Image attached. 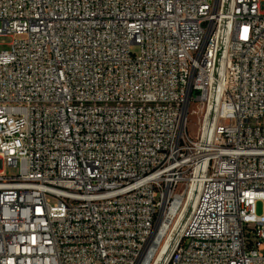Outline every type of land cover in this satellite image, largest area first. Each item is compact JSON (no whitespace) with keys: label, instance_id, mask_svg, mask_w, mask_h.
Returning a JSON list of instances; mask_svg holds the SVG:
<instances>
[{"label":"built area","instance_id":"2783aa9c","mask_svg":"<svg viewBox=\"0 0 264 264\" xmlns=\"http://www.w3.org/2000/svg\"><path fill=\"white\" fill-rule=\"evenodd\" d=\"M4 35L0 264H264V0H0Z\"/></svg>","mask_w":264,"mask_h":264},{"label":"rangeland","instance_id":"374dc122","mask_svg":"<svg viewBox=\"0 0 264 264\" xmlns=\"http://www.w3.org/2000/svg\"><path fill=\"white\" fill-rule=\"evenodd\" d=\"M12 41V38L10 36L4 35L0 37V48L1 49H7L9 48V44ZM187 128H188V133L190 136H194L196 133V128H197V118L195 116H191L188 119V123H187ZM14 169H7L8 173L13 172ZM193 201V200H192ZM261 208H260V204L257 205V212H260ZM190 212V208H187V210H185L183 212V214L185 215L184 217L186 218V216L189 214Z\"/></svg>","mask_w":264,"mask_h":264},{"label":"bare ground","instance_id":"6f19581e","mask_svg":"<svg viewBox=\"0 0 264 264\" xmlns=\"http://www.w3.org/2000/svg\"><path fill=\"white\" fill-rule=\"evenodd\" d=\"M194 202V198H193V201H192V203ZM184 211H185V209H184Z\"/></svg>","mask_w":264,"mask_h":264}]
</instances>
